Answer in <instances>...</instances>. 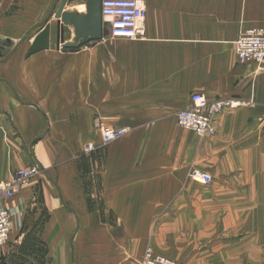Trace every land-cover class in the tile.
I'll return each instance as SVG.
<instances>
[{
	"label": "crops",
	"instance_id": "0c3cea01",
	"mask_svg": "<svg viewBox=\"0 0 264 264\" xmlns=\"http://www.w3.org/2000/svg\"><path fill=\"white\" fill-rule=\"evenodd\" d=\"M60 1L0 0V182L40 168L0 205L39 188L48 253L32 263L136 264L150 247L184 264H264V62L233 46L264 24V0H143V38L77 48L57 44ZM64 11L85 13L84 0ZM46 25L49 47L27 55ZM194 92L243 104L201 138L175 122ZM103 125L128 130L101 146ZM192 167L216 198L193 196Z\"/></svg>",
	"mask_w": 264,
	"mask_h": 264
},
{
	"label": "built area",
	"instance_id": "2783aa9c",
	"mask_svg": "<svg viewBox=\"0 0 264 264\" xmlns=\"http://www.w3.org/2000/svg\"><path fill=\"white\" fill-rule=\"evenodd\" d=\"M100 13L102 27L112 38L138 39L145 36L146 7L143 0H101ZM235 54L240 62H264V24L251 26L240 31L233 42ZM189 107L175 113V122L179 128L188 130L198 137L204 138L215 133V116L226 108L233 109L243 102L233 97L209 99L205 94L194 92L190 95ZM127 132L124 127L103 126L101 140L103 143L112 141ZM38 170L37 166L18 169L10 181L0 182V198H9L14 194L15 187L26 181ZM190 181L201 185H209L212 176L201 169L192 167L187 173ZM22 208L4 207L0 205V255L8 241L12 228L22 221ZM136 264H184L166 255L153 252L146 248Z\"/></svg>",
	"mask_w": 264,
	"mask_h": 264
},
{
	"label": "rangeland",
	"instance_id": "374dc122",
	"mask_svg": "<svg viewBox=\"0 0 264 264\" xmlns=\"http://www.w3.org/2000/svg\"><path fill=\"white\" fill-rule=\"evenodd\" d=\"M240 29H243V28H240ZM103 126H108V125H103ZM103 126H99L100 145L101 146L109 144L110 142L113 141L112 140V141H109L107 143L102 142L101 131H102ZM110 127H113V126H110ZM94 148H95L94 144L87 143L84 146V152H90V151L94 150ZM32 166H37V165L34 164ZM14 172H13V174H14ZM38 174H40V168L39 167H38L37 172L34 173L29 178L35 177ZM12 178H13V175H12ZM185 179L191 183L192 190L194 191V192L192 191V193H193V196H195L196 198L198 196H199L198 198H216V194L214 195L213 190L209 188L211 186L212 182L209 185H201L198 183H194L188 179L187 174L185 176ZM26 181H24V180L21 181V183H19L15 187L14 194L18 190V186L20 187ZM212 181H213V179H212ZM40 198L41 197H40V193H39V188H35L34 194L28 200L26 206H23V204L21 203L22 204V206H21L22 216H23L21 224L19 226L18 225L14 226L12 228L10 236L8 238V241L4 245L2 253L0 255V264H29L26 262H30V261H31L30 264H33L32 260L39 261V260H42L43 258L46 257L45 255L48 252H47L46 246L45 245L43 246L40 243L39 238L41 236L39 234H40V230H41L40 228L42 227L43 223L45 222L47 214L45 212H42L43 209H42V205H40L41 204ZM1 199H3V198L1 197L0 200ZM36 212H40V214L37 217H36ZM239 225L242 228H246L248 226V220L247 219H240ZM27 233L30 234V235H28V238H26ZM30 240L32 241L33 245H30ZM28 248H31V250H29ZM68 259H69V256H68Z\"/></svg>",
	"mask_w": 264,
	"mask_h": 264
},
{
	"label": "water",
	"instance_id": "95a60500",
	"mask_svg": "<svg viewBox=\"0 0 264 264\" xmlns=\"http://www.w3.org/2000/svg\"><path fill=\"white\" fill-rule=\"evenodd\" d=\"M68 0H61L55 8L52 5L49 16L53 15L56 23V40L63 48H77L88 41L100 39L107 35V31L102 27L100 3L101 0H84L85 13L64 11ZM71 26L74 38L72 41L64 42L65 27ZM50 26L46 25L37 38L30 45L27 55L49 47Z\"/></svg>",
	"mask_w": 264,
	"mask_h": 264
},
{
	"label": "trees",
	"instance_id": "16d2710c",
	"mask_svg": "<svg viewBox=\"0 0 264 264\" xmlns=\"http://www.w3.org/2000/svg\"><path fill=\"white\" fill-rule=\"evenodd\" d=\"M28 235H30V234L27 233V234H26V238H28ZM30 245H33L31 240H30ZM28 249L31 250V248H28ZM26 263H28V262H26Z\"/></svg>",
	"mask_w": 264,
	"mask_h": 264
}]
</instances>
